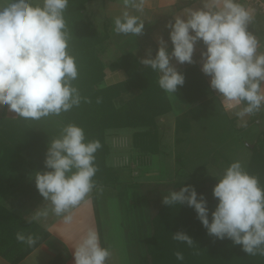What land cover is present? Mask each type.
Wrapping results in <instances>:
<instances>
[{
    "label": "clouds",
    "instance_id": "9594fccd",
    "mask_svg": "<svg viewBox=\"0 0 264 264\" xmlns=\"http://www.w3.org/2000/svg\"><path fill=\"white\" fill-rule=\"evenodd\" d=\"M146 0H122L123 9L113 18L116 34L134 37L144 31ZM201 8H184L166 27L172 51L159 38L156 55L141 63L158 74L159 87L174 95L185 82L172 59L193 63L195 44L202 40V72L211 77L210 87L220 95L226 111L234 113L242 126L246 117L264 108V50L256 35L249 31L254 11L242 0H200ZM69 0H0V106L24 120L40 121L59 117L82 102L73 84L79 77L76 58L69 51L70 32L65 11ZM194 33V34H193ZM175 96V95H174ZM100 100H97L99 103ZM102 145L88 139L83 127L67 123L58 135L49 139L45 156L46 171L34 173L39 193L48 202L39 215L49 211L64 223H71L73 210L79 207L96 187V153ZM213 188L218 203L211 212L203 194L191 185L170 189L163 204L193 207L209 235L231 239L251 256H264V186L259 177L235 160L227 166ZM38 217H33L36 219ZM16 239L29 247L32 235L17 233ZM172 239L193 246L185 231L172 233ZM74 264H108L112 255L100 243L95 228H88L74 247ZM176 259L183 261L181 252Z\"/></svg>",
    "mask_w": 264,
    "mask_h": 264
},
{
    "label": "rangeland",
    "instance_id": "374dc122",
    "mask_svg": "<svg viewBox=\"0 0 264 264\" xmlns=\"http://www.w3.org/2000/svg\"><path fill=\"white\" fill-rule=\"evenodd\" d=\"M126 89L122 93L124 99L130 97ZM167 95L171 107L157 118L158 135L161 136L157 152L142 151L134 145L133 132L136 129L108 128L104 133L101 132L104 138L102 145L107 146L102 151L106 155L108 174L114 175L116 180L110 185H96L88 200H93L92 213L94 209L100 227V232L97 228L100 243L112 253L108 264H192L199 255L195 259L186 257L185 250L190 247L173 240L172 233L186 232L187 226L183 221L194 223L195 227H190L192 233L189 236L194 241L191 250L196 252L195 242L202 233L197 227L200 226V220L195 209L188 205L182 209L163 210L158 216L157 212L164 205L163 196L170 189L178 191L182 185L193 186L198 198L200 194L213 191L217 178L224 170L209 161L217 153L229 159L230 163L241 161L246 169L253 157L252 148L256 146L258 125H247L248 129L244 127L240 130L243 126L233 121L229 112L216 103L213 109H203L189 126H185V130L177 131V119L182 116L188 118L190 114L186 112L191 108L188 109L189 104L180 86L175 96ZM122 101L119 100L120 103ZM17 119L7 105L0 106V139L6 143L0 146V150L9 152L8 163L0 165V174L6 167L8 170L0 175V203L19 213L23 209L35 213L37 221L46 228L49 223L65 228L64 242L68 250L74 252V247L87 229L96 228L92 214H86L77 207L73 210L72 222L67 224L51 211L46 217L39 215L50 206L39 193L34 177L37 171L49 170L44 163L48 142L58 135L64 123L54 116L40 121L25 120V130H22L18 140H12L8 131ZM14 141H20L21 146L16 149ZM11 145L13 150L9 149ZM100 156L96 155V159L99 160ZM216 205L217 202L207 203L209 216ZM185 210L194 213L188 221L183 213ZM179 213L180 217L175 218ZM82 223L87 226H78ZM0 242L1 250H5V242ZM170 244L174 252L169 257L167 252L171 250ZM176 252L183 254V261L176 259Z\"/></svg>",
    "mask_w": 264,
    "mask_h": 264
},
{
    "label": "trees",
    "instance_id": "16d2710c",
    "mask_svg": "<svg viewBox=\"0 0 264 264\" xmlns=\"http://www.w3.org/2000/svg\"><path fill=\"white\" fill-rule=\"evenodd\" d=\"M88 1L90 0H69L68 8L65 11V20L70 32L69 51L75 56L79 69V77L73 81V84L78 87L82 97L88 98L90 102H82L79 107H74L56 118L64 124L75 123L83 127L86 137L93 140L100 138L101 145L104 139L101 132L104 133L108 128L136 129L133 132L134 145L142 151L157 152L161 142V136L158 135L157 118L170 110L168 95L159 87L158 74L144 66L132 54L121 55L110 63L112 68H124L128 79L116 85H104V70L107 65L104 56L110 47V34L107 27L99 29L93 17L87 13L86 3ZM181 73L185 77L184 84L180 86L185 97L190 103L197 102L208 92L205 77L198 72L196 66H192L189 72ZM125 89L130 94L128 99H124L122 95ZM98 99L99 103H97ZM120 99L123 100L121 103ZM201 109V106L193 107L189 112H186L187 115L190 114L188 118L187 116L179 117L177 131L185 130V126H189L190 122L196 119L195 117L200 114ZM24 123L26 124L25 120L18 117L15 125H10L13 128L9 129L8 135L12 140H18V136L23 133ZM255 142L256 146L252 148L253 157H251L247 170L259 177L261 185L264 186V135L258 136ZM13 143L16 144V149L19 145L21 146L20 141ZM2 144L6 145L0 139V146ZM13 148L12 145L9 147L11 150ZM102 148L106 149L107 146L102 145L96 153L101 156L99 160L95 161L98 171L94 180L96 185H110L115 182L116 177L108 174L109 169L105 164L106 155ZM8 153L7 150H0V165L5 166L8 163ZM209 161L220 170L230 164L229 159L218 153L213 155ZM6 171L8 172L7 167L0 175ZM204 197L207 203H218V200L213 196V191L209 190ZM164 206L157 212L158 216L159 213L162 214L163 210L170 211V208H176ZM186 206L185 203L178 207L182 209ZM183 213L186 215L187 221L190 215L194 216L190 210H185ZM180 214L175 218L180 217ZM209 220L211 221V216H209ZM183 222L186 223V232L190 235L192 233L190 227H195V224ZM199 225L197 227L201 229L202 233L195 242L196 252L191 250L192 247L185 250V255L188 258L195 259L199 255L192 264H264V256L248 255L242 250L241 245L234 244L228 238L220 240L211 236L201 221ZM17 233H23L25 236L32 235L36 238L35 245L29 247L18 241ZM50 236L51 232L36 219H28L0 203V240L7 246L5 250H1L0 247V254L13 264H18ZM170 246L171 250L167 252L169 257L174 252L173 246L171 244ZM61 259V254H58L53 258V264H61Z\"/></svg>",
    "mask_w": 264,
    "mask_h": 264
},
{
    "label": "crops",
    "instance_id": "0c3cea01",
    "mask_svg": "<svg viewBox=\"0 0 264 264\" xmlns=\"http://www.w3.org/2000/svg\"><path fill=\"white\" fill-rule=\"evenodd\" d=\"M242 2L245 4L244 0H242ZM245 6L254 11V21L248 26L249 31L253 32L256 35L257 39L261 42V50H264V16L260 14V12L253 6L247 4H245ZM187 7L196 9L201 8L202 4L200 3V0H146L145 11L143 13V18L146 19L144 31L142 34L134 37L132 35L125 36L123 34H116L113 31V18L116 15H119L122 11V0L88 1L86 3L87 13L93 16L94 22L99 29L107 27L110 34V47L104 56L105 60L107 61V65L104 70V85L112 86L125 82L128 79V74L126 73V70L124 68H112L110 65L112 61L116 60L121 55L132 54L141 62V59L147 56L149 50H151V55L154 57L159 47V38L161 37L164 39V41H166V46L171 53L173 45L169 37L170 29L166 27V25L170 21H174L175 15L182 14V10ZM202 51H206V45L202 40H198L195 44V50L193 53V63L186 62L180 64L175 60V58H173L171 61L179 72H189L192 66H196L198 72L203 74V76L205 77V81L208 87L206 89H208V92L197 102L193 103H190L185 97L189 104L188 109L196 106H201L202 112L203 109L207 107H209V109L215 108L214 106L216 105V103L224 109L221 103V98L219 97L220 94L210 87L211 77L204 74L201 70L203 63L201 57ZM228 112L230 118L233 121H238V125L242 126L239 118H237L234 113L230 111ZM263 119L264 108H262L255 115L246 117L248 126L250 125L251 127L254 124L258 125L256 128V133L258 136L264 135ZM248 126L240 127V130L244 127H247L248 129ZM91 202H93V200H88L87 198L78 207V209L84 211L86 214H88L89 212L92 214V221H94L93 223L94 225H96L95 229L97 231L98 228L100 232V227L94 209L92 213ZM87 204H89L90 206ZM20 213L25 215L26 218L28 217L27 214L31 216L30 219L36 217L34 216L35 213L28 212L25 209L21 210ZM80 225L87 226L86 223L79 224L78 226ZM47 227V229L51 232V236L44 243L34 249L30 254H28L24 259H22L18 264H53V258L58 254H61V264H74V252H70V250H68V247L66 246V243L64 242V238H66L64 231L65 228L61 229L57 227V224L50 223ZM98 234L100 236V233ZM0 264L13 263L0 254Z\"/></svg>",
    "mask_w": 264,
    "mask_h": 264
},
{
    "label": "built area",
    "instance_id": "2783aa9c",
    "mask_svg": "<svg viewBox=\"0 0 264 264\" xmlns=\"http://www.w3.org/2000/svg\"><path fill=\"white\" fill-rule=\"evenodd\" d=\"M244 2L256 8L264 16V0H244Z\"/></svg>",
    "mask_w": 264,
    "mask_h": 264
}]
</instances>
